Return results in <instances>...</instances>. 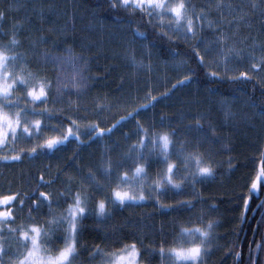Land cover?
Here are the masks:
<instances>
[{
  "label": "trees",
  "instance_id": "1",
  "mask_svg": "<svg viewBox=\"0 0 264 264\" xmlns=\"http://www.w3.org/2000/svg\"><path fill=\"white\" fill-rule=\"evenodd\" d=\"M184 2L193 18L194 37L171 30L167 19L161 27L147 9L113 8L110 0H0V46L15 35L29 70L51 83L49 103L36 107L35 116L29 113V119L41 120L43 137L19 139L18 130L15 144L9 140L0 146V197H33L23 212L11 209L17 217L13 227L29 223L28 205L35 203L39 192L49 194L53 212L60 215L71 202L69 193L81 191L82 185L93 193L84 179L90 173L105 184L101 168L106 157L113 164L123 160L125 167L133 166L126 154L137 143V122L150 133L175 131L174 144L183 143L185 151L197 152L213 169L212 176L182 185V194L167 191L157 202L149 184L163 165L158 157L150 158L153 166L147 169L144 200L108 204L110 215L103 218L89 202L76 264H101L97 248L119 253L133 243L139 264H166L159 255L161 246L167 250L190 243L181 225L207 230L209 222L213 228L203 264H263L264 176L257 191L252 184L264 169V0H223L221 8L216 7L217 0ZM222 32L228 37L225 47L240 52L226 63L217 44ZM194 50L204 57L203 64ZM17 96L21 107H33L23 91L14 99ZM43 108L50 116L40 115ZM129 113L136 119H121ZM197 120L203 132L189 131L197 127ZM117 121L121 123L107 133ZM94 125L105 129L102 137L92 130ZM68 128L79 140L70 136L56 149L37 147L35 154L31 152L44 138L61 136ZM170 152L178 163L172 148ZM13 155L21 158L13 160ZM108 194L107 185L94 193L97 199ZM183 202L194 208H183ZM31 215L40 225L50 218L46 205ZM201 215L202 223L195 220ZM190 216L193 224L188 223ZM52 239H62V230Z\"/></svg>",
  "mask_w": 264,
  "mask_h": 264
},
{
  "label": "snow or ice",
  "instance_id": "2",
  "mask_svg": "<svg viewBox=\"0 0 264 264\" xmlns=\"http://www.w3.org/2000/svg\"><path fill=\"white\" fill-rule=\"evenodd\" d=\"M110 5L113 8L117 6L128 10L141 11L148 10L150 17L153 15L160 21L161 27H164V20L170 21L168 27L173 31H184L186 34L191 33L194 37L193 18L188 14V6L184 0H110ZM224 6L223 0H217L216 7ZM202 19L204 17H201ZM0 19H3V14L0 13ZM151 22V20L149 21ZM175 25L174 28L171 24ZM209 26H212L209 22ZM142 36V33H135ZM228 37L222 32L217 38V44L220 45L221 61L227 62L231 55L239 56V50L234 47H225ZM20 46V41L13 35L8 45L0 46V146L6 145L11 140L13 144L17 141V131H21V137L32 138L39 140L43 137L45 129L41 127V120L29 119V113L36 115V107H43L49 103V90L51 83L48 79L39 73H34L29 70L28 62L25 53L19 52L17 49ZM194 55L197 56L201 64L204 63V57L199 52L194 50ZM70 58L75 59L74 57ZM135 62V56L130 57ZM52 63H56L57 58H50ZM264 63V61H261ZM256 65H253L255 68ZM212 77H216V72H211ZM241 77L247 78L246 73H241ZM240 77H233L239 79ZM189 79V77H185ZM181 84L184 81H180ZM21 86V87H18ZM175 87V85H173ZM23 91L28 104L33 105L31 109L21 107L19 97L14 99V94ZM154 100L155 97H152ZM143 107L147 108V105ZM139 110H137V113ZM43 116H50L49 110L43 108L40 113ZM122 120H135L136 117L129 113L128 117H122ZM76 122L73 121V124ZM121 122L117 121L111 128H108L107 133H112L113 129ZM135 137L137 143L132 144L129 148L126 158L132 161L131 167H125L123 160L113 164L112 160L106 157L102 162L101 177L105 184H101L97 180L94 173H90L85 177V181L92 185L93 193H88L83 190L77 191L71 195V202L65 212L56 215L53 212V201L49 194L39 192L35 196V203L28 205L29 223L21 224L18 227H13L17 217H14L11 209L18 207L20 212L25 210L26 201L33 199L31 196H24L20 200H16L14 195H5L0 197V264H5L4 256L9 255L4 241L8 238L4 236L6 230L9 234L15 233L11 237L17 240L19 250L17 253L9 255V264H76L78 259V246L80 244V233L82 222L89 213L88 204H93L92 211L98 217H106L110 215L109 207L116 205H124L129 201L144 200V189L146 182L149 181L147 169L153 166L152 157L159 158V164L163 165L157 173V179L149 184L151 188L150 195L157 199L162 195H167V191H173L176 194L183 193L182 185H194L198 178L210 177L213 175V169L210 164L206 163L201 155L197 152H187L184 149L183 143L179 147L174 144L177 136L175 131L150 133L149 129L144 128L137 122ZM57 131L58 129H50ZM93 131L98 130V135L101 137L105 134V129H100L94 125ZM78 131V129H77ZM189 131L203 132V128L197 120V127L189 129ZM72 136L79 140V137L73 132L72 128L66 129L61 136H53L44 138L42 144L31 148L32 153H36V148L52 150L58 145L64 144L68 138ZM147 141V143L145 142ZM178 158V163L173 162L172 152ZM8 159V157H3ZM19 155H13L11 159L19 160ZM181 169L184 174L181 175ZM131 173V174H130ZM261 176H264V169L261 170ZM43 177H41V180ZM179 181V182H176ZM50 183V182H49ZM107 185L109 194L103 199H97L94 193L102 192ZM257 187L256 183L252 184V188ZM163 189V190H162ZM63 195V194H61ZM67 203V201H66ZM47 206L49 219L42 225L37 224L32 212L40 213L43 206ZM162 207H170L162 205ZM182 207L185 209H193L194 205L191 202H183ZM203 215L196 217L195 220L203 222ZM195 221L190 216L188 223L193 224ZM213 228L212 223L207 224V230L201 227H186L181 225V233L188 234L190 243L185 245L180 243L177 246L169 247L167 250L161 246L159 255L163 261L174 260L176 264H203V258L208 254L207 240L210 237V230ZM62 230V239L55 241L52 237ZM199 234L200 239H197ZM62 245V246H60ZM259 248V246H258ZM97 253L101 257V264H124L127 260L128 264H136L139 257V252L136 245H125L119 253L105 252L97 248ZM110 257V258H106Z\"/></svg>",
  "mask_w": 264,
  "mask_h": 264
},
{
  "label": "rangeland",
  "instance_id": "3",
  "mask_svg": "<svg viewBox=\"0 0 264 264\" xmlns=\"http://www.w3.org/2000/svg\"><path fill=\"white\" fill-rule=\"evenodd\" d=\"M261 180H262V176L259 174L258 181H257V187L255 188L256 191L258 190V186H259V183H260ZM3 234H5V237H8L4 241V243L6 245V249L9 251V255H12L13 258H14V255L13 254L17 253L18 250L20 252H22L23 249L22 248H19V245H18L17 241L12 240V238H11L12 236H10L9 233L6 230L4 231ZM9 255L4 256L5 264H9ZM124 264H128V261L126 260L124 262ZM136 264H139L138 259L136 261Z\"/></svg>",
  "mask_w": 264,
  "mask_h": 264
},
{
  "label": "flooded vegetation",
  "instance_id": "4",
  "mask_svg": "<svg viewBox=\"0 0 264 264\" xmlns=\"http://www.w3.org/2000/svg\"><path fill=\"white\" fill-rule=\"evenodd\" d=\"M263 212H264V208H263ZM263 212H262V214H263ZM239 258V257H238Z\"/></svg>",
  "mask_w": 264,
  "mask_h": 264
}]
</instances>
